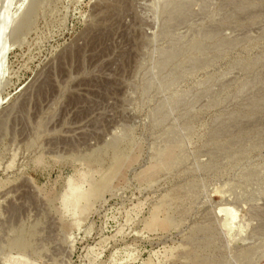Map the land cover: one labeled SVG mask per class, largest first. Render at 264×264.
<instances>
[{
	"label": "rangeland",
	"instance_id": "1",
	"mask_svg": "<svg viewBox=\"0 0 264 264\" xmlns=\"http://www.w3.org/2000/svg\"><path fill=\"white\" fill-rule=\"evenodd\" d=\"M0 264H264V0H0Z\"/></svg>",
	"mask_w": 264,
	"mask_h": 264
}]
</instances>
